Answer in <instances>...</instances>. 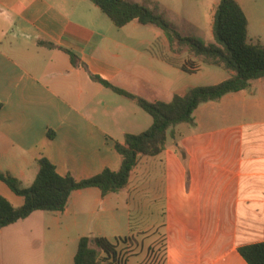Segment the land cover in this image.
Listing matches in <instances>:
<instances>
[{"label":"crops","instance_id":"1","mask_svg":"<svg viewBox=\"0 0 264 264\" xmlns=\"http://www.w3.org/2000/svg\"><path fill=\"white\" fill-rule=\"evenodd\" d=\"M237 1L249 39L264 43V0ZM97 8L88 0H0V170L24 187L33 184L41 156L78 180L119 170L114 142L153 124L134 100L40 41L76 52L92 73L152 102L188 91L178 81L183 61L171 56L160 29L137 21L117 27ZM218 76L216 83L232 73ZM246 91L208 103L264 111ZM195 117L190 133L178 137L176 130L186 163L169 144L158 156L140 158L125 190L106 196L95 187L76 190L64 211L38 210L2 228L0 264H75L82 237L129 236L134 219L150 222L156 203L165 215L163 264H248L238 248L264 242V130L207 133L205 115ZM0 194L17 207L24 203L2 181ZM152 230L148 224L139 232Z\"/></svg>","mask_w":264,"mask_h":264},{"label":"trees","instance_id":"2","mask_svg":"<svg viewBox=\"0 0 264 264\" xmlns=\"http://www.w3.org/2000/svg\"><path fill=\"white\" fill-rule=\"evenodd\" d=\"M91 1L117 27H124L137 21L142 25H151L160 29L169 41L171 52L188 54V58L181 66L183 71L188 73L199 71L198 61L219 67L232 73V76L215 85L193 87L183 95L175 94L170 102H152L92 73L76 52L52 42L40 41V45L50 49H59L69 55L72 65L75 68L85 69L93 81L121 96L134 100L152 116L153 124L142 133L126 134L123 143L114 142V147L122 159L121 166L116 171L105 168L95 176L78 180L71 173L60 175L52 160L41 156L37 160L40 169L33 184L24 187L18 178L0 170V181L24 200L23 205L17 207L0 194V230L29 217L38 210L64 211L71 194L76 190L95 187L101 190L103 196L125 190L141 157H154L165 151L169 138H176L178 125L183 123L196 125L195 111L200 105L219 101L230 93L248 90L252 87L253 81L264 79V43L252 42L249 39V20L237 0H220L216 6L213 21L214 42L209 44L198 38L183 35L163 14L141 3L130 0ZM48 138H54L53 131L48 132ZM175 150L186 163V151L178 144ZM127 239L121 238L125 241ZM117 249L118 244L106 237L84 236L79 241L74 263L126 264L122 262ZM238 251L248 264H264V242L240 246Z\"/></svg>","mask_w":264,"mask_h":264},{"label":"rangeland","instance_id":"3","mask_svg":"<svg viewBox=\"0 0 264 264\" xmlns=\"http://www.w3.org/2000/svg\"><path fill=\"white\" fill-rule=\"evenodd\" d=\"M92 6H96L88 0ZM141 3L159 14H163L174 24L183 35L198 38L206 44L214 42L213 21L216 6L220 0H130ZM98 9V8H97ZM98 12H102L98 9ZM177 62L184 63L188 58L186 52L180 54L170 53ZM195 60V59H194ZM199 71L195 73L181 72L179 83L183 91L198 86H210L218 84V74H227L223 69L203 64L197 61ZM220 83V82H219ZM247 97L254 100L255 104H264V79L253 81L251 89L247 90ZM227 102V101H226ZM229 102V101H228ZM195 114L205 115L207 133H219L235 127L253 128L264 130V111L256 108H247L246 104L229 102L226 106L222 103L212 102L201 105ZM192 126L183 123L176 127L178 137L190 133ZM179 139L169 138V144L175 148ZM161 177V175H160ZM154 197V193L150 194ZM160 203L153 205L150 222L134 219L130 225L131 234L126 241L113 240L118 244V252L122 262L129 259L128 264H163L165 259V238L162 225L165 219L164 213L159 209ZM152 226L153 230L140 233L141 227Z\"/></svg>","mask_w":264,"mask_h":264}]
</instances>
